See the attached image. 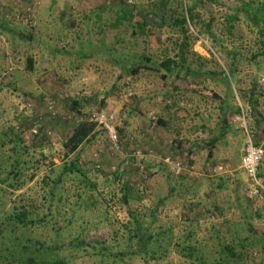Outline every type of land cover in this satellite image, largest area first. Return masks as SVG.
Returning a JSON list of instances; mask_svg holds the SVG:
<instances>
[{"label": "rangeland", "instance_id": "1", "mask_svg": "<svg viewBox=\"0 0 264 264\" xmlns=\"http://www.w3.org/2000/svg\"><path fill=\"white\" fill-rule=\"evenodd\" d=\"M162 1L0 0V150L14 159L8 150L17 143L28 160L39 162L30 165L28 176L35 173L20 190L0 183L5 205L32 203L45 175L78 159L103 199V207L80 212L89 222L85 239L96 247L106 243L122 264H191L173 245L164 259L135 253L137 244L127 243L131 208L147 234L168 239L197 230L202 264H264V160L260 185L240 167L249 136L264 140V37L242 8L264 0ZM195 3L196 21L187 18L186 35L161 27L158 15H185ZM126 6L134 21L114 26ZM147 15L144 27L135 26ZM184 38L187 62L181 72L168 71L163 62L180 60ZM101 114L114 115L121 139H138L131 148L144 153L146 180L137 179V162L126 166L132 151L110 142L95 120ZM81 124L94 129L72 149ZM171 154L193 162L197 175L181 180L164 162ZM124 184L132 186L129 193ZM67 208L77 235L86 223L66 202L62 212ZM235 243L242 258L223 259L220 245ZM69 264L100 263L80 255Z\"/></svg>", "mask_w": 264, "mask_h": 264}, {"label": "trees", "instance_id": "2", "mask_svg": "<svg viewBox=\"0 0 264 264\" xmlns=\"http://www.w3.org/2000/svg\"><path fill=\"white\" fill-rule=\"evenodd\" d=\"M163 1L164 5L168 3L166 0ZM195 7L196 3L193 7L188 6L185 15H178L174 18L169 16L167 12H164L163 15H156L160 18L161 27L167 25L171 29L179 30L184 36L189 32L187 18L189 17L191 23L196 21L194 16ZM242 11L246 17L251 19L264 37L263 3L256 1L244 2ZM237 14L233 16V19L238 17ZM134 17L135 15L131 8L126 6V8L121 9L117 22L113 25L132 23ZM148 20V15L142 16L141 23L136 22L135 26L140 24L144 27ZM132 33H136V31L134 32L133 30ZM202 33H204L203 29H201ZM188 43L187 38H184L180 43L179 61L168 59L163 62L168 71L178 67L181 72L187 62L185 51ZM118 56L122 60V55L119 54ZM131 68V73H136L137 68L135 66ZM244 98L247 99L248 103H252V97L248 98L244 95ZM93 129V124H81L70 140V144H73L72 149H76L79 143L88 137ZM260 142H264V140ZM178 143L180 146L181 142L179 140ZM136 144L138 145V139L129 141V145L122 148L128 150ZM19 151L17 150V143H14L12 150H8L10 154L14 155V159L7 160L6 150H0V183L8 184L14 190H20L27 182L28 177L29 179L33 177L35 172L28 176L30 165L36 167L39 164V162H33L32 159H27L28 152L26 150L24 151L25 153ZM178 177L181 180L187 179V177L183 176ZM129 186L124 184V188L129 190L128 193L131 190ZM81 188L88 190V192L82 195L79 193ZM0 197V264H69L73 258L80 255L95 257L100 264H122L119 258L120 254H112V251L105 245L106 243H100L99 247H96L95 244H90L85 239L83 233L88 231L86 229L89 222L81 218L80 212L81 210L92 212L97 209L98 203L103 207V199L97 183L88 177L86 170L82 168L78 159L64 162L55 174L45 175L42 178L38 198L34 199L32 203L12 204L11 207L7 208V203L5 205V202L8 196L6 189L1 187ZM138 197L140 198L141 196L138 195ZM74 198L75 201L72 203ZM125 198L128 199L127 197ZM23 201H25V198H23ZM65 202L70 207L73 206V211L78 210L79 218L86 223L85 227L77 235L71 234L75 231L74 226L77 223V220L73 217L74 214H71L68 208L62 212ZM104 206H106V203ZM129 212L134 228L133 231H128L127 243L137 244L134 250L135 253L148 256L151 259H164L171 253L168 245H173L178 253L188 259L191 264H198L200 260L201 264L205 262V253L201 248L200 255V249L197 248V230L191 229L187 233L175 238L171 236L168 239L160 234H147L148 230L143 228L146 222L143 221L137 209L131 208ZM58 217H60L59 220H57ZM155 217L156 209L151 211L150 223L155 222ZM196 223L194 222V225ZM164 241H167V245H163ZM246 241L247 238H244L240 242L243 248H246ZM238 245L239 243L220 245L223 259L226 256L242 258V250L237 251L238 249L236 248ZM215 261H213V264Z\"/></svg>", "mask_w": 264, "mask_h": 264}, {"label": "built area", "instance_id": "3", "mask_svg": "<svg viewBox=\"0 0 264 264\" xmlns=\"http://www.w3.org/2000/svg\"><path fill=\"white\" fill-rule=\"evenodd\" d=\"M96 121H98L101 126H103V129L108 134L109 140L111 143L116 145L117 148H119V145L126 144L129 145V141H132V138H125L121 139L119 132H118V126L114 124V115H105L101 114L98 115L95 118ZM128 150L134 151L133 153H130V155L125 157L126 160V166L129 167L130 165H133L134 162H137L134 165L135 170L140 172L137 179L139 181L146 180L148 177L146 176L144 165L142 164V158L144 156V153H141L136 148H129ZM141 157L138 159H133L135 157ZM132 158V160H131ZM137 160V161H136ZM264 160V142L261 144H256L253 141V138L249 136L245 147L243 148V155H242V163L241 168L245 171V174L248 177V180H250V183L254 186L260 185V177H259V168ZM164 162L166 164H170L172 167L173 172L178 176L183 177H194L197 175V172L195 170V166L193 162L190 160H180L179 158H175L173 154L166 156L164 158ZM223 170L222 167H219L216 169V171Z\"/></svg>", "mask_w": 264, "mask_h": 264}, {"label": "crops", "instance_id": "4", "mask_svg": "<svg viewBox=\"0 0 264 264\" xmlns=\"http://www.w3.org/2000/svg\"><path fill=\"white\" fill-rule=\"evenodd\" d=\"M240 163H242V156H241V160H240ZM240 167H241V164H240Z\"/></svg>", "mask_w": 264, "mask_h": 264}]
</instances>
